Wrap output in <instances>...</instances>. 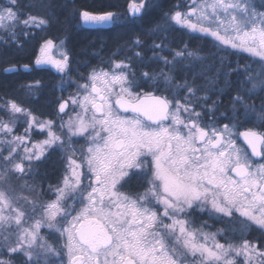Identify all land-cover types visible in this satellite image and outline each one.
Masks as SVG:
<instances>
[{
    "label": "snow or ice",
    "instance_id": "snow-or-ice-1",
    "mask_svg": "<svg viewBox=\"0 0 264 264\" xmlns=\"http://www.w3.org/2000/svg\"><path fill=\"white\" fill-rule=\"evenodd\" d=\"M51 7L43 0H5L0 31L8 39L0 40L22 48L19 37L51 23L26 9ZM149 7L147 0H133L128 12L135 17ZM182 7L164 13L146 37L134 35L118 46L80 76L84 83L72 80L65 42L44 39L35 65L62 74L61 90L76 83L73 94L57 99L53 119L41 120L15 99L0 97L7 117H0V264H264V10L255 0H191L186 11ZM109 8L115 5L78 16L96 29L122 24V14ZM174 26L210 37L219 51L257 57L258 67L233 68L223 56L217 61L187 43L174 48ZM237 73L242 76L233 81ZM38 84L25 86L29 94ZM226 90L235 94L220 111ZM253 118L259 129L239 131ZM20 122L26 127L17 135ZM34 130L45 138L32 141ZM76 138L86 146L78 148ZM56 151L65 174L48 186L55 199L44 200V190L28 178ZM196 212L224 227H194ZM253 228L260 235L244 238Z\"/></svg>",
    "mask_w": 264,
    "mask_h": 264
},
{
    "label": "trees",
    "instance_id": "trees-1",
    "mask_svg": "<svg viewBox=\"0 0 264 264\" xmlns=\"http://www.w3.org/2000/svg\"><path fill=\"white\" fill-rule=\"evenodd\" d=\"M43 1L49 3L50 0ZM52 1H54V3L52 4V7L49 8L48 12L40 14L51 18L50 25L44 31H34L32 32L33 34H31L26 40L20 37L19 39L23 44L22 48H17L15 46L16 44L12 43L6 44L8 47L0 46V97L11 98L9 95L14 96L16 91L28 83L39 81L42 86H48L50 84L52 79H49L47 74L41 69L33 68L31 73L20 71L19 69L11 73H3L2 71L3 67L8 65H15L17 68L21 64L32 65V58L35 55V47L44 39L49 38L56 42L62 38L66 41L68 52L72 60V71L70 75L72 78L78 79L81 75L84 76L83 64L89 67L99 65L101 61L107 60L111 53L115 51L118 46L125 44L134 35L146 37L147 30L154 28L157 24L161 23L160 20L161 17L164 16V13L169 12L174 7L173 5H175V3H179V0H156L153 3L151 9L142 13L137 18H131L128 16L126 11V1L128 0ZM27 2H33V0H21L22 4H27ZM108 5H115V8H109L108 10L117 11L122 14V24L110 26L104 29L86 28L84 26H80L78 11L95 10L101 8L102 6L107 7ZM169 37L173 41L171 46L174 48H178L182 44L187 43L190 49L199 48L202 50V55H210V57L213 56L214 48L208 47V44L205 42H203V45L201 43L198 45L195 37L189 34L187 31L184 32L179 28L174 27L169 31ZM12 48H16L15 50H17L18 53L16 54ZM240 65L242 66L243 63L241 62ZM236 66L237 65H231L233 68ZM150 70L151 68L146 69V71ZM235 75L236 74H233L231 79H235L236 81L239 76H242V73H238L236 77ZM55 80L56 82L61 81L58 79ZM145 90L150 89L148 88ZM234 94V90L230 92H227V90L225 91V94L222 96V98H220L223 101L220 111H224L226 109L231 95ZM252 100L256 105H259L261 102L259 96H254ZM38 104L39 101L36 104H32L35 105L34 108L30 105V109L32 111H37V114L41 113V111H39L38 107L36 106ZM37 168L43 174H45L46 171H49L50 169V167H47V164H38ZM36 184L39 186V188L40 185H42L39 182H36ZM194 218L198 219L197 221L200 224L206 222V228H209V226L212 225V227L215 229V232L218 228L224 227V224L214 219H210L206 213H202L201 215L195 216ZM259 235V231L253 228L244 238L255 240ZM237 237L240 236L236 234L234 238Z\"/></svg>",
    "mask_w": 264,
    "mask_h": 264
},
{
    "label": "rangeland",
    "instance_id": "rangeland-1",
    "mask_svg": "<svg viewBox=\"0 0 264 264\" xmlns=\"http://www.w3.org/2000/svg\"><path fill=\"white\" fill-rule=\"evenodd\" d=\"M155 1L156 0H147V3L150 5V7L146 11H148L149 9L152 8L153 3ZM39 2H40V0H33V2H31V3H39ZM43 2L44 3H47L46 1H43ZM132 2H133V0L126 1V11L127 12H128V5L130 3H132ZM135 2L136 3H139L140 0H135ZM3 3H5V0H0V4H3ZM28 3L29 2H27V4ZM49 3L52 5L54 3V1L50 0ZM189 3H191V0H179V3L177 2V3H175V5H177V4L183 5L184 7H182L180 10L186 11L187 10V5ZM255 4H256L258 10H264V8L261 7V0H255ZM175 5H173L174 7L171 10H174L175 9ZM26 10L33 12L35 15H40L41 13L42 14L43 13H47L48 10H49V8L46 9V10L45 9H42V8H31V9H26ZM40 16H44V15H40ZM163 17L164 16L161 17V20H160L161 23H163ZM79 21H80V26H84V24L82 23V21L80 20V18H79ZM174 27L175 28H179L180 30H182L184 32L187 31L189 34H191L192 36H194L195 37V40L198 43V45H199V43H201L203 45V42H205L206 44H208L207 45L208 47L214 48L213 54L215 55V58H216L217 61L219 60V57L223 56L225 58V63L226 64H229L230 66L231 65H237V64L240 65V63L242 62L243 65H246L247 64V65L252 66L253 68L258 67V63L257 62H258L259 58H257V57H251L248 53H246V52H244L242 50H238V49H231V48H229L227 51H219V50H217L213 46V41H212V39L210 37L209 38H204L202 36V34H199V33H190L187 29H182L179 26H174ZM34 31L35 32H37V31L41 32L38 29L33 30V32ZM179 32H181V31H179ZM0 37H3L4 39H8L6 33L2 32V31H0ZM29 37L30 36H28V37L21 36V38L24 39V40L28 39ZM46 39H49V38H46ZM61 40H63L65 42V49L68 51V47H67L66 41L64 39L61 38V39L57 40L55 43L57 45H59V43H60ZM42 43H43V41L40 44H37V46L35 47V55L34 56H37L39 54V47H40V45ZM12 44H15V43H12ZM0 46H6V47H8V45H6L5 43H3L2 40H0ZM15 46L17 47V45H15ZM17 48H19V47H17ZM15 49L12 48V50L14 52H16V54H17L18 51L15 50ZM60 51H61V49H59V48L54 49L53 55L58 56ZM231 53H233V54H231ZM125 54L126 53L122 52L120 54V56L117 57V59L118 58H121ZM165 54H167V53H165ZM206 56L210 57V55H206ZM103 61H107V60H103ZM83 66H84L83 67L84 68L83 73H84V76L86 77L87 74H88V71L90 70L91 67L86 66L85 64H83ZM106 66L107 65L105 64V67ZM146 69L147 68H145L144 70L146 71ZM237 74L235 75V77L237 76ZM61 76H62V74L56 72L55 75L52 76V81L50 82V84L48 86H42L39 83L32 90L31 94H29V92H28V90H27V88L25 86H27L29 84H33L35 82L28 83L27 85L22 86L18 91H16V93H15L14 96L13 95H9V96H11V98L8 97V99H15L18 103H21L24 107L29 108V109H30V105H31V107L34 108L35 105H32V104H36L39 101V104L36 105V106L38 107L39 111H41V113L37 114L38 113L37 111H33V113L39 119H41V120H44V119H53V118H55V116H54V110L57 107V99L58 98H64V99H66L69 95L73 94L76 91V83H65L63 85V90H61V81L60 82H56V80H55V79L61 80ZM177 78H179V76ZM64 79H65V81H67V77H65ZM54 80H55V82H54ZM72 80L75 81V82H78V83H84L85 82L81 78H78V79L72 78ZM233 80L235 81V79H233ZM197 83H201V81H197ZM142 87H144L145 89H148V87L145 86V85H143V84H142ZM162 87H163V85H161V88ZM230 91H232V90H227V92H230ZM213 97H214V99H216V96L215 95L212 96V99H213ZM5 98H7V97H5ZM220 98H222V96ZM0 103H2V100H0ZM70 114H71V112H69V115ZM0 117H3L4 119H7V117L4 116V114L2 112H0ZM63 118L65 120H67L68 119V116L65 115ZM20 119H21V121H23V117H21ZM58 122L59 121L57 119V123ZM228 122L229 121L228 120H225V119H221L219 121L220 124H224V123H228ZM25 127H26V124H24L23 122L18 123L16 125V128H15V134L22 135L23 132H24V128ZM259 127H260V122L257 121V120H255V118H253L252 120H249L248 122L241 124V126L239 128V131L245 130L246 128H256V129H259ZM45 135L46 134H40L38 131H35L34 130L33 133H32V137L31 138H32V141L35 142V141H39V140L44 139L45 138ZM74 143L76 144V146L78 148L81 145L86 146L85 145V141H84L83 138H76L74 140ZM238 143H240V144L243 145V142L241 140H239ZM29 146H31V145H29ZM244 146L246 147V145H244ZM48 163L50 165V170L53 173H55V177L52 178V173H50L51 176H49V177L54 181V185L53 186H56L62 180V178H63V176L65 174V168H64L65 162L61 161V159H60V153L58 151H56V152H50V154L47 156V158L44 159V160H42L39 163V165L48 164ZM37 166L38 165L35 166L36 167V170H38ZM51 179H48V180H51ZM28 183L37 187V184L35 185V183H33L31 181V177L28 178ZM16 187H17V191L19 192V184H18V182L16 183ZM22 194L23 195L31 196V193H27V192L22 193ZM52 199H55V196L54 195L51 198L44 199V200H52ZM201 214L202 213H199V212L193 213V219L195 220L194 227H200L201 226V224L198 223V221H197L198 219H195L194 218L195 216H198V215H201ZM204 231H207V232H215V229L211 225V226H209V228H206L205 227L204 228ZM41 234L44 235V236H48V230L47 229H42L41 230ZM217 239L221 243H226V241L221 236H217ZM233 239H234L235 242L238 243V242H240L241 237H237V238H234L233 237ZM65 260H66V257H65Z\"/></svg>",
    "mask_w": 264,
    "mask_h": 264
},
{
    "label": "flooded vegetation",
    "instance_id": "flooded-vegetation-1",
    "mask_svg": "<svg viewBox=\"0 0 264 264\" xmlns=\"http://www.w3.org/2000/svg\"><path fill=\"white\" fill-rule=\"evenodd\" d=\"M106 28H108V27H106ZM35 58H36V56H34L32 58V65H29V68L28 69H25V70L20 69V66L21 65H27V64H21V65H19V67L17 68V70L19 69L20 71H25V72L31 73V71H32L33 68H35V69H41L45 73L47 72L46 74L49 77V79H52V76L55 75L56 70H54L51 65H39V66L35 65V63H34ZM47 167H50L49 163L47 164ZM36 172L37 173H36L34 179L31 178V181L33 183H35V184H36V182H39L40 184H42V185H40V188H42L44 190L43 199H49V198H51L53 195L50 192H48L47 189H48V186L49 185H54V181L49 176H51L50 173H52V178H53V177H55V173H53L50 169H49V171L47 170L45 174H43L39 170H36ZM47 178L48 179H51V180H48ZM37 188L39 189V186L38 185H37ZM139 190L142 191V189H139Z\"/></svg>",
    "mask_w": 264,
    "mask_h": 264
},
{
    "label": "water",
    "instance_id": "water-1",
    "mask_svg": "<svg viewBox=\"0 0 264 264\" xmlns=\"http://www.w3.org/2000/svg\"><path fill=\"white\" fill-rule=\"evenodd\" d=\"M128 13V16L129 17H131V18H136V17H139L140 15H138V16H135V17H133V16H131V14L129 13V12H127ZM84 27H87V28H91V27H89V26H87V25H85L84 24ZM11 66H13V65H8V66H5V67H3V69H5V68H8V67H11ZM16 69H17V66H16ZM20 69H22V70H25L24 68H23V65H21L20 66ZM54 69V68H53ZM55 70V69H54ZM3 71V70H2ZM14 72V71H13ZM3 73H11V72H5V71H3ZM243 131V130H242ZM241 141H242V138L240 139ZM243 142V141H242ZM250 151V150H249ZM256 159H258V158H256Z\"/></svg>",
    "mask_w": 264,
    "mask_h": 264
}]
</instances>
